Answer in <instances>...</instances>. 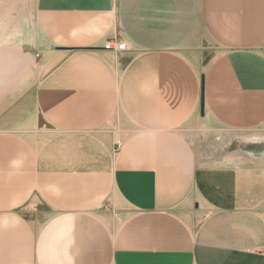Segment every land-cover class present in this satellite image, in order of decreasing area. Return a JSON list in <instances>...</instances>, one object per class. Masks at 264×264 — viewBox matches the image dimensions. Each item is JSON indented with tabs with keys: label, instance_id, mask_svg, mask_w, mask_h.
<instances>
[{
	"label": "crops",
	"instance_id": "1",
	"mask_svg": "<svg viewBox=\"0 0 264 264\" xmlns=\"http://www.w3.org/2000/svg\"><path fill=\"white\" fill-rule=\"evenodd\" d=\"M121 37L125 54L105 50ZM18 63L31 80L33 64H47L42 110L63 127L54 138L56 174L66 173L72 143L97 152L108 140L109 179L79 200L65 178L47 185L58 211L37 227L17 213L32 194L23 182L31 173L18 175L19 157L30 163L35 150L27 141L10 146V168H0V264H160L162 231L185 236L194 264H257L264 0H0V64L9 79L3 87L0 70V116L24 111L32 123L33 102L18 106ZM215 128L236 137L223 155L232 162L200 167L197 144ZM42 147L45 159L50 145ZM193 208L208 213L207 236L190 244Z\"/></svg>",
	"mask_w": 264,
	"mask_h": 264
},
{
	"label": "rangeland",
	"instance_id": "2",
	"mask_svg": "<svg viewBox=\"0 0 264 264\" xmlns=\"http://www.w3.org/2000/svg\"><path fill=\"white\" fill-rule=\"evenodd\" d=\"M37 33V31H36ZM38 34V33H37ZM117 41L125 40L123 37L115 39ZM114 41V40H112ZM126 41V40H125ZM124 42V41H123ZM128 45V44H127ZM52 51L53 48H51ZM121 55V54H120ZM123 55V54H122ZM47 64L44 63H35L33 64V78L32 80L26 74L27 66L25 63H18L17 71H18V106L22 104H26L27 100H31L33 102V119L32 123L30 120V115L28 118L25 116L24 111L21 112L23 114H18V117L15 118L9 117L10 112H3L0 116V168L9 170V160L10 156H13L10 151V146H17V150L20 148H25L26 143L23 141H27V143L32 146L34 152L31 153L32 160L30 159V163H27L26 158L19 157L18 164V175L24 174L27 176L29 173L31 180L23 181L28 184L29 187L32 188V194L29 195L27 202L20 208L17 209V213L23 220H29V223L37 226L45 222L48 217L51 219L56 216L58 211L57 206V193L53 191L50 194L44 193L47 191H43L47 185H56L58 186L60 182L65 178V184H71L75 189H77V198L74 196L73 199H81L90 193V189L93 188V184L100 185L108 182V168L110 158L109 147L111 145V141L106 140L103 142V147L101 145L98 146V151L93 152L90 151L89 145L86 142H77L76 144L70 145L75 146L76 152H69L65 155L63 162L66 163L65 174H56V170L61 164V155L58 153V147L56 139H54L57 134L63 132V127L59 126V120L55 117L46 115V113L42 110L41 105V86L39 84L42 82V73L45 70ZM8 68V64L5 65L0 64V70H2V85L3 87L9 83L8 76H6V69ZM6 72V73H5ZM6 76V77H5ZM41 78V79H40ZM26 79H30L28 82L31 84L28 85ZM33 97V100L31 99ZM43 103V101H42ZM30 114V112H28ZM17 120L16 127H10V123ZM7 123L8 126L6 128L3 127V124ZM27 124V125H26ZM71 131H74V127L70 126ZM10 129L16 130L17 134L6 137L4 136V130L9 131ZM27 130L31 131V137H26ZM77 130V129H76ZM81 131V130H78ZM87 134V133H86ZM15 137V142L12 141V138ZM112 138V137H111ZM233 134L223 135L222 132L215 128L212 132H208L207 139L204 142H199L197 144L199 148L200 158L197 159L199 166H208L209 168H216L219 163H223L226 161H230L228 158H224L223 155L227 152H232L237 146V142L235 141ZM14 143V144H13ZM50 145V149L46 154L45 159H41L42 153L39 152L41 148L47 147ZM245 145V144H244ZM72 147H69L72 150ZM105 151H103L102 149ZM106 148V149H105ZM242 149H245L243 146ZM24 153V152H22ZM3 154V155H1ZM10 154V155H9ZM18 155L20 153H17ZM222 156V159L219 157ZM244 161V160H243ZM102 168H106L107 176L105 174H101ZM50 171L48 174H43L47 171ZM61 170V169H60ZM98 174H95V172ZM24 172H29L25 175ZM2 180L5 181L7 174H2ZM213 179H211L210 184H212ZM61 183V184H62ZM200 210H196L193 208V213L190 216V222L192 224L193 230L190 235H188V242L191 244L192 242L201 241V237L207 236L206 233L202 231V225L208 218V213L205 211L203 213H199ZM135 213V212H134ZM131 214H133L131 212ZM173 236V233L168 231H162L160 234L161 238V263L160 264H194V254L189 251L188 247L183 246L185 241V236L182 237L181 234H178L177 240L170 237ZM177 242V246L175 245ZM259 259L257 260V264H264V248L259 250L258 252Z\"/></svg>",
	"mask_w": 264,
	"mask_h": 264
},
{
	"label": "built area",
	"instance_id": "3",
	"mask_svg": "<svg viewBox=\"0 0 264 264\" xmlns=\"http://www.w3.org/2000/svg\"><path fill=\"white\" fill-rule=\"evenodd\" d=\"M126 42L123 41H110L105 45V50L114 51L118 54H125L128 51Z\"/></svg>",
	"mask_w": 264,
	"mask_h": 264
},
{
	"label": "bare ground",
	"instance_id": "4",
	"mask_svg": "<svg viewBox=\"0 0 264 264\" xmlns=\"http://www.w3.org/2000/svg\"><path fill=\"white\" fill-rule=\"evenodd\" d=\"M78 246V245H77Z\"/></svg>",
	"mask_w": 264,
	"mask_h": 264
}]
</instances>
